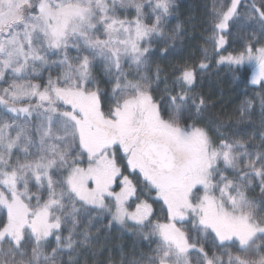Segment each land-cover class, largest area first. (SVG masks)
Masks as SVG:
<instances>
[{"label":"snow or ice","instance_id":"6c2138e0","mask_svg":"<svg viewBox=\"0 0 264 264\" xmlns=\"http://www.w3.org/2000/svg\"><path fill=\"white\" fill-rule=\"evenodd\" d=\"M176 7L0 0V264H101L92 211L147 243L119 264H264V0H213L209 12L215 63L254 87L235 116L255 129L247 138L231 114L205 117L207 49L163 77L151 66Z\"/></svg>","mask_w":264,"mask_h":264},{"label":"trees","instance_id":"16d2710c","mask_svg":"<svg viewBox=\"0 0 264 264\" xmlns=\"http://www.w3.org/2000/svg\"><path fill=\"white\" fill-rule=\"evenodd\" d=\"M212 3L213 0H176V11L168 18L165 25V37L156 38L152 43L150 64L153 68L159 65L162 69V77L171 71L172 65L184 62L193 65L198 64L204 56V49H207L208 56L210 52L212 53V44L210 42L206 43L207 37L212 31L209 16ZM177 25L181 27L180 35L174 41L168 39V36L172 34ZM235 31L233 29L234 34ZM243 35L244 33H241V36ZM228 39L230 42L227 46L228 52L240 48V40H234L233 36H229ZM165 48L168 50L167 52L163 51ZM73 55L75 56V53ZM212 55L214 54L210 56ZM210 59L207 61L208 63ZM213 60L215 62V56ZM214 65L216 66L217 64L214 63ZM219 68H217L219 70L216 69L214 74L210 73L207 77L198 76L196 91L203 94L210 105H214L205 113V117L208 120H212L217 116L226 119L227 115L231 114L233 116V130L238 131L241 136H246L245 138H247V136L253 134L255 129L247 123L235 124V116L240 101L245 98L244 93L247 92L249 97L253 96L255 94L254 87L247 85L241 73L234 72L232 67ZM214 69V67H211L209 72ZM237 74H239L238 79L235 78ZM94 75L101 80V87L105 89L109 87L103 82L104 73L101 64H98V67L94 69ZM248 75H251L250 68ZM252 119L256 121L258 126L259 116L254 114ZM256 143H259V141L257 140ZM91 214L96 217L93 222L95 227L92 231L95 232L97 228L101 230L100 240L107 248V251L102 256L96 258L101 264H104L109 257L119 264L121 256L131 259L148 252L147 243L141 240L135 232L121 229L119 225H114L111 230H108L104 226L108 224L109 216H97L95 211H92ZM88 264H92L91 258H88Z\"/></svg>","mask_w":264,"mask_h":264},{"label":"rangeland","instance_id":"374dc122","mask_svg":"<svg viewBox=\"0 0 264 264\" xmlns=\"http://www.w3.org/2000/svg\"><path fill=\"white\" fill-rule=\"evenodd\" d=\"M129 15H132V13H129ZM212 49H213V47H212ZM73 53H75V52H73ZM73 53H71L70 55H72V56H74L73 55ZM211 54H214L213 53V51H212V53L210 52V55ZM221 54H223V55H227L228 53H226V52H222ZM75 55H76V53H75ZM209 55V56H210ZM212 57H214V55H212V56H210V62H209V68L206 70V72H204L202 75H203V77H207V76H209L210 75V73L211 74H214L215 72H216V69L217 68H219V67H230L229 65H227V64H221V65H214V60H213V58ZM215 59H218V57H215ZM97 67H98V65H97ZM101 67H102V69H103V66L101 65ZM126 67V66H125ZM211 67H214L215 69L214 70H211L210 72H209V70L211 69ZM220 69V68H219ZM219 69H217V70H219ZM53 75H55L56 74V72H55V70L53 71V73H52ZM44 78L46 79L47 78V75H48V73L47 72H44ZM235 78H239V74H237L236 76H235ZM197 82H198V80H197ZM256 114L259 116V113L258 112H256ZM244 137H246V136H244ZM259 194V189H257L256 190V192L255 193H251V195H258ZM149 202H151V201H149ZM153 207H154V209H158V205L157 204H154L153 205ZM102 227H103V225H102ZM129 228H131V222H129ZM131 232H134V231H131Z\"/></svg>","mask_w":264,"mask_h":264}]
</instances>
